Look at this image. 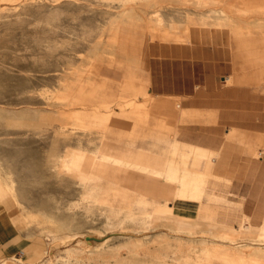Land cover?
<instances>
[{"label": "rangeland", "instance_id": "obj_1", "mask_svg": "<svg viewBox=\"0 0 264 264\" xmlns=\"http://www.w3.org/2000/svg\"><path fill=\"white\" fill-rule=\"evenodd\" d=\"M122 1L11 0L0 17V105L33 103L74 117L75 125H61L60 152L67 145L83 146L92 155L103 140L114 141L108 137L118 131L152 126L166 131L172 123L169 106L151 94L148 76L127 70L123 62H129L120 54L87 53L93 41L107 48L116 44L120 53L141 58L149 48L156 52L161 42L222 47L226 84H249L264 96V0H217L231 9L234 23L212 28L190 13L185 27L171 32L147 20L155 8L169 12L171 1L137 0L142 20L110 22ZM54 138L53 132L0 130V168L6 176H0V215L14 229V250L7 255L0 247V264H41L49 257L55 264H264V236L259 235L264 223L192 225L164 197L136 193L134 174L141 172L123 164L147 168L134 161L101 160L97 153L95 162L77 164L87 174L101 167L91 182L102 189L101 200L81 196L80 185L46 167ZM21 189L27 198L16 195ZM168 212L180 229L167 224ZM68 220L73 223L66 225ZM227 245L236 255L224 250Z\"/></svg>", "mask_w": 264, "mask_h": 264}, {"label": "crops", "instance_id": "obj_2", "mask_svg": "<svg viewBox=\"0 0 264 264\" xmlns=\"http://www.w3.org/2000/svg\"><path fill=\"white\" fill-rule=\"evenodd\" d=\"M158 45L156 52L148 49L144 65L123 64L148 76L151 94L169 106L172 123L166 131L152 126L114 133L108 137L114 141H102L109 149L107 160L144 165L147 169L123 164L141 172L134 174L136 193L164 197L179 216L228 227L261 226L264 96L249 84H226L222 47L209 49L201 42ZM130 137L135 140L126 141ZM196 182L199 199L192 193L180 195L185 185ZM13 240L12 225L0 215L1 251L13 252Z\"/></svg>", "mask_w": 264, "mask_h": 264}, {"label": "bare ground", "instance_id": "obj_3", "mask_svg": "<svg viewBox=\"0 0 264 264\" xmlns=\"http://www.w3.org/2000/svg\"><path fill=\"white\" fill-rule=\"evenodd\" d=\"M165 1L172 2L173 6H171L169 12L165 11V9L162 7V8H155L152 11V13L150 14L148 13L147 15L148 23L153 28H158V29L164 28L168 32L174 30L177 31L181 30L185 27L187 18L189 17L190 13L197 16L202 23H205L212 28H214L218 24L221 25L226 22L232 24L235 21V17H233V15L231 14V9H226L224 7L219 6L217 0H189L188 3L192 5V8L190 7L187 8L185 6H182L181 4L184 3L183 0H159V2H165ZM258 1L260 0H254V2L257 3ZM10 2L11 0H0V17L3 14V10H7V8H9L8 5L10 4ZM136 2L137 0L122 1L119 5V9L110 13V16L108 17L110 22L113 23L125 22L129 19H133L136 21L142 20L143 15L137 11L135 6ZM42 7L43 6L39 8ZM55 9L52 11V13H54ZM103 32L104 31L102 30L100 31V33ZM164 38L168 40H172L175 39V36L171 37L165 35ZM85 50L89 54H97L104 50H109L111 52L120 54L129 63L140 64V65L145 64V60L131 53H120L118 45L116 44H112L109 48H107L93 41L85 47ZM49 104H52V102ZM75 122L76 120L74 117H71L70 115L63 113L60 110H57L55 112L54 109L52 108H45L41 105H34L33 103L21 107H7L6 105L5 106L0 105V130H4V131L26 130L36 135H42L47 132H53L55 138L51 141V144L45 156L46 167L47 166L52 167L54 169V173L56 176L65 175L68 178H70L72 181H74L76 184L80 185L81 196L92 197V198L94 196L93 200L100 201L101 199L98 197L100 196V192L102 191V189L97 187H92L91 182L92 180L99 178L100 173L98 171L101 169V167L97 168L99 170L93 167V170L90 172V174H87L85 173V169L83 167H77V164L79 163L84 164L85 162L89 164L95 162L94 158L97 156V153L102 154L100 157L101 160H107L108 158H110L109 154H107L109 152V149L104 143L101 142L98 144L97 150L92 151V155H88L87 152L90 153L89 152L90 150L83 146L67 145L65 149L60 152V147H59L60 138L58 137V135L61 131L60 130L61 125L64 123H66V125L69 126L75 125ZM114 159L116 160L118 158H114ZM0 176L4 178L6 177L3 171L1 170V168H0ZM174 176L177 177V172H174ZM188 193L189 194L192 193L193 196H199L201 194L200 184L196 182L193 187H190L189 185H185L183 190L181 189L180 191V195L182 196H186ZM16 195L21 198H27L26 193L23 189L18 190ZM125 199L128 200L127 195H125ZM166 217H167L166 222L168 225L173 226L176 229H180L179 227L176 226V224H174L172 220L174 219L175 214L168 212ZM190 222L192 225L193 224L195 225L196 223H201V224L205 223L203 220L199 218H191ZM72 223H73L72 220H68L65 222L66 225H70ZM25 233L27 236H30L32 234V231L31 229H26ZM259 235L264 236V230L260 231ZM232 247H228L227 245V247H225L224 250L230 251L234 256L236 255V253L235 251H233L234 249ZM88 248L89 246L82 247L83 251H88ZM41 264H55V261L53 260V258L49 257L47 259H44V261Z\"/></svg>", "mask_w": 264, "mask_h": 264}]
</instances>
